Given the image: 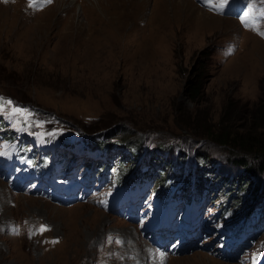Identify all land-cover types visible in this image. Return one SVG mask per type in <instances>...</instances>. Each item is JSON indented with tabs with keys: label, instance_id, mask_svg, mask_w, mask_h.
Segmentation results:
<instances>
[{
	"label": "rangeland",
	"instance_id": "rangeland-1",
	"mask_svg": "<svg viewBox=\"0 0 264 264\" xmlns=\"http://www.w3.org/2000/svg\"><path fill=\"white\" fill-rule=\"evenodd\" d=\"M251 2L253 18L242 24L248 0H230L223 12L204 0H52L42 10L29 8V0H0V98L34 112L33 122H45L30 128L0 112V164L9 161L13 174L7 184L0 179V264H159L157 250L166 253L165 264L262 262L264 237L221 258L215 248L227 240L219 234L222 223L202 222L215 208L198 209L190 223L182 209L169 223L171 231H156L149 241L133 224L135 212L127 221L119 210L105 213L89 202L88 185L80 192L82 160L72 165L74 176L58 182L62 192L53 197L35 178L40 156H53L66 144L84 145L90 154L94 140L119 127L132 138L145 135L146 156L161 146L164 157L186 168L193 158L176 155L196 149L190 141H201L196 150L208 158H230L193 130L217 124L228 102L225 114L234 112L235 127L253 124L242 117L264 92V4ZM194 8L226 22L196 26ZM192 85L194 96L188 94ZM28 158L35 160L32 167ZM261 161L264 171V159L256 163ZM259 179L264 184V172ZM116 187L115 181L107 185L110 192ZM152 197L157 199L154 192ZM41 225L50 230L39 234ZM175 233L182 241L171 254L168 237Z\"/></svg>",
	"mask_w": 264,
	"mask_h": 264
},
{
	"label": "trees",
	"instance_id": "trees-1",
	"mask_svg": "<svg viewBox=\"0 0 264 264\" xmlns=\"http://www.w3.org/2000/svg\"><path fill=\"white\" fill-rule=\"evenodd\" d=\"M188 90L190 96L196 95V86L192 85ZM227 109L229 102L217 124L202 132L193 130V135L203 137L205 141L222 148L232 156L230 158H208L204 152L196 150L201 146V141H190L197 148L191 153L189 148L181 149L176 155V158H185L189 154L193 158L192 166L186 168L181 161L180 165H176L172 163L171 157H164L166 154H163L161 146H157L156 150L146 156L142 152L145 135L132 138L131 134L122 132V127H119L113 132H104L94 140L90 144L92 148L88 150L90 154L85 155L84 145L83 148L67 149L66 145L69 144H66L56 148L58 153L55 156H40L42 171L35 178L39 184L44 183L47 190H56L52 180L48 181L46 177L64 178L67 172L75 171L70 165L74 166L82 160L85 171L81 177L83 182L90 183L94 191L90 202L105 213L119 207L122 189H128L125 192L133 196H138L142 189L154 204L160 206L163 214L169 208H174L175 213L184 209V215L197 214L198 209L202 210L203 207L205 212L215 208L213 214L207 216V220L211 219L214 226L222 223H219V233L227 229L235 236L236 242L255 243L260 237H264V184L259 179L264 172L263 161L256 163L264 159V92H261L255 105L242 117L253 120V124L244 129L241 125L235 127V122L231 123L234 112L231 111L229 117L225 114ZM193 139L198 141L201 138ZM71 149L74 152L69 157ZM111 181H115L117 187L110 192L107 185ZM152 192L157 199L152 197ZM251 233L255 234L252 236Z\"/></svg>",
	"mask_w": 264,
	"mask_h": 264
},
{
	"label": "snow or ice",
	"instance_id": "snow-or-ice-1",
	"mask_svg": "<svg viewBox=\"0 0 264 264\" xmlns=\"http://www.w3.org/2000/svg\"><path fill=\"white\" fill-rule=\"evenodd\" d=\"M51 3L52 0H29L28 7L33 10H42L44 6H47L48 4ZM204 3L206 4V6L210 8V10L223 12L225 6H227L230 3V0H219L218 4H213L212 0H204ZM262 4H264V0H262ZM246 7H247V11H244L239 17L242 24H248L249 21L253 18V14H254L255 6L252 4L251 0H248ZM259 17L262 19V21H264V7H261L259 9ZM260 34L264 35V31H262ZM5 110L8 111V118L10 120H15L16 118H19L20 121H23V123L30 128L44 127L45 122L43 121L33 122V118L36 116V114L31 110L22 108L20 106H16L14 102L11 101L10 99L0 98V112H3ZM55 134H56L55 132L48 133L49 136H54ZM0 155H4V153L0 152ZM49 230L50 229L46 225H41L37 231L39 234H43L44 232ZM109 242H112L111 238H109ZM115 242L117 244L123 243V241H120L119 239H117ZM51 243L55 244L58 243V241H51ZM154 255L156 259L159 261V264H165L166 253L157 250ZM253 264H256L255 260H253Z\"/></svg>",
	"mask_w": 264,
	"mask_h": 264
},
{
	"label": "bare ground",
	"instance_id": "bare-ground-1",
	"mask_svg": "<svg viewBox=\"0 0 264 264\" xmlns=\"http://www.w3.org/2000/svg\"><path fill=\"white\" fill-rule=\"evenodd\" d=\"M193 11L196 12L197 17L195 19V25L196 26H204L205 24L208 26H212V27H217L220 24L223 25V23L221 22H226L225 20L219 19L218 17H214L212 15H209L208 13L204 12L203 10L199 9V8H194L192 9ZM190 12V11H189ZM213 22L215 23H219L217 25H215ZM31 200V199H30ZM142 256V255H141ZM212 264H221L220 261H211Z\"/></svg>",
	"mask_w": 264,
	"mask_h": 264
}]
</instances>
